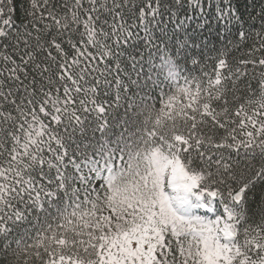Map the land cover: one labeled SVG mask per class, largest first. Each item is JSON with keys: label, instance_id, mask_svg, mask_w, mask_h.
I'll return each instance as SVG.
<instances>
[{"label": "snow or ice", "instance_id": "6c2138e0", "mask_svg": "<svg viewBox=\"0 0 264 264\" xmlns=\"http://www.w3.org/2000/svg\"><path fill=\"white\" fill-rule=\"evenodd\" d=\"M255 6L0 0V264H264Z\"/></svg>", "mask_w": 264, "mask_h": 264}, {"label": "trees", "instance_id": "16d2710c", "mask_svg": "<svg viewBox=\"0 0 264 264\" xmlns=\"http://www.w3.org/2000/svg\"><path fill=\"white\" fill-rule=\"evenodd\" d=\"M219 0H216V3H218ZM249 4H251L252 0H248ZM213 4V0H208V5H209V12H208V16L207 18L208 19H213V16H212V12H211V5ZM264 7V4H261L260 3V0H256V6L255 8L253 7H248L247 9H244L242 8L241 11H243L245 13V16L247 17V15L249 13H254V14H259V11H260V8ZM22 12V8H18L17 9V15H19L20 13ZM201 18H204L203 17V13H201L200 16H197L193 19V21H190L189 23L195 27V25L199 22V20ZM210 28L213 32V35L209 36V33L208 32H204V33H198V35H201V36H208L209 39H208V42H207V47H205L203 49L204 51V55L206 57V62H207V65L210 66L211 65V62L212 60L215 59L217 53L215 51H210L213 47H216V48H219L221 49V51H223V45H224V40H216L215 38V30H216V25L215 23H212L210 25ZM233 32L235 31V29L232 30ZM227 39L229 40H233V37L231 35H229L227 37ZM251 41H248V42H244V41H241L240 42V46H241V49L239 51L236 50L235 48V41L233 40V45L230 46V52H229V58L230 59H238L240 58L243 54H244V51L246 50V47H247V43H250ZM199 51V49L197 50ZM189 69L192 71L193 74H195L196 72H198L200 69H201V66H191L189 65ZM244 175H248V173H244ZM257 191H259V189H257ZM251 199V197H250ZM203 214V213H201Z\"/></svg>", "mask_w": 264, "mask_h": 264}]
</instances>
